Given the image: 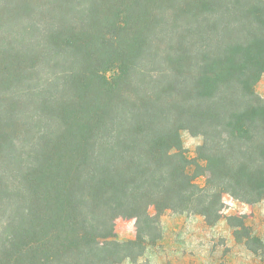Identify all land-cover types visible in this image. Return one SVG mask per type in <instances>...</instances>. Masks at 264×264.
<instances>
[{"label": "trees", "instance_id": "1", "mask_svg": "<svg viewBox=\"0 0 264 264\" xmlns=\"http://www.w3.org/2000/svg\"><path fill=\"white\" fill-rule=\"evenodd\" d=\"M263 76L264 0H0V264H136L165 213L264 200Z\"/></svg>", "mask_w": 264, "mask_h": 264}, {"label": "rangeland", "instance_id": "2", "mask_svg": "<svg viewBox=\"0 0 264 264\" xmlns=\"http://www.w3.org/2000/svg\"><path fill=\"white\" fill-rule=\"evenodd\" d=\"M256 93L264 98V76L255 85ZM183 149L189 159H195L202 137L181 132ZM204 186L205 178H197ZM223 218L211 224L206 217L193 213H165L161 218L162 237L148 246L146 253L136 264H264V200L247 205L231 195L224 196ZM244 218V222L261 243H253L256 252L251 251L244 238L235 236L234 228L228 217ZM116 233L119 241L136 238V221L119 218L116 220ZM119 264H135L126 259Z\"/></svg>", "mask_w": 264, "mask_h": 264}]
</instances>
